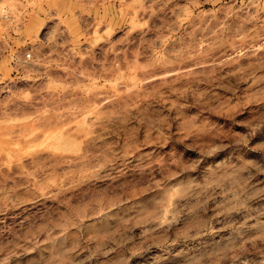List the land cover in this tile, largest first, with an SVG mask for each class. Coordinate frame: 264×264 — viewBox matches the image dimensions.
Here are the masks:
<instances>
[{"label": "rangeland", "instance_id": "rangeland-1", "mask_svg": "<svg viewBox=\"0 0 264 264\" xmlns=\"http://www.w3.org/2000/svg\"><path fill=\"white\" fill-rule=\"evenodd\" d=\"M0 264H264V0H0Z\"/></svg>", "mask_w": 264, "mask_h": 264}]
</instances>
